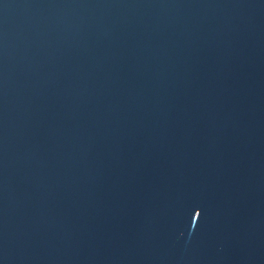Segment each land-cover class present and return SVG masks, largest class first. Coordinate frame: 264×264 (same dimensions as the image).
<instances>
[{"label": "water", "instance_id": "1", "mask_svg": "<svg viewBox=\"0 0 264 264\" xmlns=\"http://www.w3.org/2000/svg\"><path fill=\"white\" fill-rule=\"evenodd\" d=\"M20 264H264V0H118Z\"/></svg>", "mask_w": 264, "mask_h": 264}]
</instances>
